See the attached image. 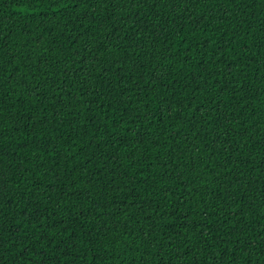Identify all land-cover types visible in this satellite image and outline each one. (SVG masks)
Instances as JSON below:
<instances>
[{"label":"trees","instance_id":"obj_1","mask_svg":"<svg viewBox=\"0 0 264 264\" xmlns=\"http://www.w3.org/2000/svg\"><path fill=\"white\" fill-rule=\"evenodd\" d=\"M0 264H264V0H0Z\"/></svg>","mask_w":264,"mask_h":264}]
</instances>
